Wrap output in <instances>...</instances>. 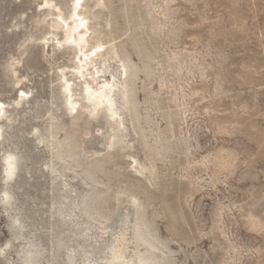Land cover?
Listing matches in <instances>:
<instances>
[{
    "label": "rangeland",
    "instance_id": "374dc122",
    "mask_svg": "<svg viewBox=\"0 0 264 264\" xmlns=\"http://www.w3.org/2000/svg\"><path fill=\"white\" fill-rule=\"evenodd\" d=\"M106 1L89 20V44L102 40L103 49L89 60L84 78L72 68L67 75L76 99L96 71V84L112 77L123 124L110 149L107 104L90 120L81 110L72 115L64 102L60 70L75 66V47L40 41L52 31L48 13L67 14L71 0H0V193L13 196L8 208L0 200V264H20L19 245L35 236L52 239L55 261L73 264L78 238L66 242L72 222L66 209L83 188L104 220L91 202L97 195L112 229L92 240L89 257L113 232L130 235L135 197L145 229L171 264H220L227 243L231 264H264V0ZM95 3L83 0L80 11L89 16ZM117 51L132 68L131 112L120 98ZM21 81L28 95L17 103ZM51 114L62 126L63 157L83 178H94L93 190L80 188L79 178L62 186L60 165L41 139ZM9 152L20 157L19 169L4 182ZM133 158L148 169L139 173ZM12 217L21 228L11 226Z\"/></svg>",
    "mask_w": 264,
    "mask_h": 264
},
{
    "label": "bare ground",
    "instance_id": "6f19581e",
    "mask_svg": "<svg viewBox=\"0 0 264 264\" xmlns=\"http://www.w3.org/2000/svg\"><path fill=\"white\" fill-rule=\"evenodd\" d=\"M50 2L52 4V1ZM82 3L83 0H79V3H77V0H71L70 10L67 14H64L61 10L57 11L56 8L51 10L48 13L49 26L52 31H62V35L59 37L55 32H47L40 37V41L45 43V41L52 39L55 41L57 46L62 45L63 43H69L75 47V66H64L60 70L62 79L61 88L64 93V102L68 106L72 115L81 110L87 114L90 120L97 116V113L102 105L107 104L109 112L104 126L108 129L106 146L110 149L114 147L116 138L119 136L121 126L123 124V119L116 106L112 77L110 76L109 79L102 80L99 84H96L97 79L95 75H99L100 73V71H96L92 76V82L84 81V84L81 87L82 99H76L73 94L72 79L67 75L68 70L72 68L76 73L77 78H84L89 60L92 56H94L92 53H95L96 55L97 52L102 50L104 47V42L102 40H96L92 44H89L88 37L90 33H93L92 28L89 27V20L98 18L100 16L98 9L102 10L107 8L108 3L106 0H96L89 16L80 11L83 5ZM81 37H83V40H81ZM115 57L119 59L120 72L122 76L120 98L122 99V103L127 111L131 112L132 106H129V104L132 103V90L131 84H129L128 73L132 68L130 67L126 57L119 51L116 52ZM3 111L4 107L2 109V113ZM183 112L186 113V110ZM132 124L134 129H136L135 123L133 122ZM61 129L62 126L58 123L57 117L51 114L49 121L46 123L45 132L41 139L47 141V146L50 149L52 157L56 159L57 165H60L58 176L63 178L62 186L71 185L73 180L79 178L80 188L87 186L93 190L94 188L91 184L92 180L90 177L85 175L83 178L82 174L84 172L78 173L72 169L71 167L73 166L71 163H67L63 157L62 148L64 143L59 137ZM2 131L3 129L0 127V139ZM136 132L141 138V131L136 130ZM67 140L69 144L68 136ZM71 153H73L72 149ZM9 156L14 157V171L12 176H14L16 172L17 155L13 152H9L6 154L3 162V171L6 173L5 176L7 177L4 179V182H6L9 178ZM231 160L232 159L230 158L226 161V163H231ZM72 161L75 162V160ZM131 166L136 168L139 173L148 169L146 165L139 164L136 158H133L131 161ZM76 167H79L78 164H76ZM70 171L72 173H70ZM50 182L52 185L53 183L51 179ZM80 188L76 187V190H80ZM74 189L75 187L71 186L70 192H73ZM87 192L88 189L86 190V188H83V191L81 189L78 197L70 199L66 209V216L72 217V222L70 223L67 233L65 231L66 242L69 243L73 238H78L75 241L76 257L71 260L73 264H114V261L115 264H171L167 254L161 247L158 240L145 229L144 223L139 214L140 206L135 197H132V200L137 206L135 209V216L130 225V235L128 234L127 229H121L113 232L115 233L114 236H112L111 239L104 244V246L100 247L96 251V255L94 257H89L88 255L92 253L93 249L92 240L96 239L97 241H100L108 235L112 229L110 224L99 218L98 215L91 210L88 203L89 194ZM64 198L67 199L69 196H61L59 199L60 202L64 201ZM0 200L5 208L11 206V203H9V192L0 193ZM56 200L57 198L53 197L52 204H54ZM16 221L17 219L12 217L11 226L16 227ZM220 222L221 218L219 217V219L215 221V227L218 229L221 227ZM51 227L53 226L51 225ZM61 232H64L63 228ZM154 233H156V231H154ZM17 234L18 233H16L15 237ZM50 236H52V233ZM24 241V243L19 245L17 250V256L20 259V264H64L63 260L58 262L55 261L52 250V239L46 241L42 237L35 236V239L27 238V241L26 239ZM162 241L168 249L167 241L164 239H162ZM230 248V244L227 243L225 247L226 256H224V258L220 261V264H231L234 262L233 256L230 255Z\"/></svg>",
    "mask_w": 264,
    "mask_h": 264
},
{
    "label": "snow or ice",
    "instance_id": "6c2138e0",
    "mask_svg": "<svg viewBox=\"0 0 264 264\" xmlns=\"http://www.w3.org/2000/svg\"><path fill=\"white\" fill-rule=\"evenodd\" d=\"M77 3H79V0H77ZM43 7H48V5H43ZM81 40H83V37H81ZM46 42L47 41H45V43ZM92 54L95 55V53H92ZM16 63H17L16 61H13L12 65H11V70L13 71V74H15V65H16ZM21 83H22V81L17 83V89H18L17 96L19 97V100L17 101V103H19L21 100H23L26 97V95H28L26 90L21 88ZM3 107H4V105L2 103H0V116L3 115V113H2ZM13 161H14V157L9 156L8 157V176H9V179L11 178L12 173L14 171ZM0 254H2V250H0ZM114 264H115V261H114Z\"/></svg>",
    "mask_w": 264,
    "mask_h": 264
},
{
    "label": "water",
    "instance_id": "95a60500",
    "mask_svg": "<svg viewBox=\"0 0 264 264\" xmlns=\"http://www.w3.org/2000/svg\"><path fill=\"white\" fill-rule=\"evenodd\" d=\"M3 137H4V133H3V131H2L1 139H2ZM1 139H0V140H1ZM72 157H73V153H72ZM19 162H20V157L17 155V159H16V164H17V165H16V172H15V175L17 174V171H18V169H19ZM15 175H14V176H15ZM14 176H12L10 179L8 178L6 182H8V181L11 180L12 178H14ZM80 179H81V178H80ZM91 179H92V181L94 180L93 177H91ZM8 192H9V191H8ZM96 197H97V195H95V196L93 197V199H92V201H91V202H92V205L94 206L95 209H97V211L99 212V214L101 215V217L107 222V221H108V218L100 212V210L98 209L97 203H95ZM12 199H13V196H12V194L9 192V203H12ZM18 222L20 223V225H18V226H19V228H21V227H22V222H20L19 220H17L16 223L18 224ZM47 224H48V222H47ZM48 225H49V224H48ZM48 227H49V226H48ZM49 229H50V228H49ZM20 235H21V232L19 231V233L17 234V236H16L15 238H19Z\"/></svg>",
    "mask_w": 264,
    "mask_h": 264
}]
</instances>
